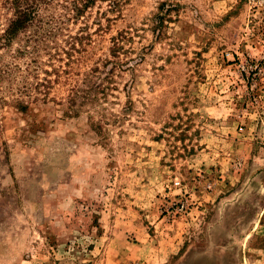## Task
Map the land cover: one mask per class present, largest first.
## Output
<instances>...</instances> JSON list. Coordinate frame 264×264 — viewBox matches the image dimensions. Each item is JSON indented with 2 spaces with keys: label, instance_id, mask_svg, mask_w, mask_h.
Wrapping results in <instances>:
<instances>
[{
  "label": "rangeland",
  "instance_id": "obj_1",
  "mask_svg": "<svg viewBox=\"0 0 264 264\" xmlns=\"http://www.w3.org/2000/svg\"><path fill=\"white\" fill-rule=\"evenodd\" d=\"M85 3L0 51V264H264V0Z\"/></svg>",
  "mask_w": 264,
  "mask_h": 264
},
{
  "label": "trees",
  "instance_id": "obj_2",
  "mask_svg": "<svg viewBox=\"0 0 264 264\" xmlns=\"http://www.w3.org/2000/svg\"><path fill=\"white\" fill-rule=\"evenodd\" d=\"M53 1L55 0H12V2H10V6L11 9L14 11L13 18L8 20L5 29H3L2 33L0 34V51L7 50L10 47L13 40L19 34L23 32L25 33L27 30H29V28L33 29L32 30L33 33L32 35L27 36L26 42L28 44H32L33 46L29 47V45H26L25 47L22 48L23 50L21 52L19 51V53H25V51L26 52L28 51V48H31V53L29 52L27 53L29 55H32L38 52L39 45L42 44L46 46L45 43L46 41L48 42L47 39L51 35V31L44 30V27L41 28L37 26V23H41V21L38 20L39 18L38 8L40 4H48ZM85 1L86 3L84 4V6H86L87 3H90L93 0H85ZM116 46L114 48H116ZM112 57L117 59V54L113 52ZM1 58L2 57L0 54V60ZM66 66H68V64H66ZM13 72H14V68H12L8 63H4L0 61V107H3L7 104H11V106L14 109H16L18 112H25L29 107V102L24 99L25 97L30 99L31 96L28 95L29 91L27 89L26 84H24V86L21 87H17L14 85ZM77 93L80 94L81 92H77ZM77 93L75 92L73 94L71 99L72 102L78 97ZM70 107L71 108H68V110H70L71 114L78 113L76 104H71ZM73 107L76 110H73Z\"/></svg>",
  "mask_w": 264,
  "mask_h": 264
}]
</instances>
